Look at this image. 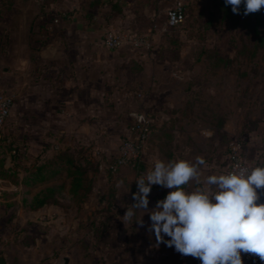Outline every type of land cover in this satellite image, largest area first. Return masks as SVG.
Returning a JSON list of instances; mask_svg holds the SVG:
<instances>
[{"label":"crops","instance_id":"0c3cea01","mask_svg":"<svg viewBox=\"0 0 264 264\" xmlns=\"http://www.w3.org/2000/svg\"><path fill=\"white\" fill-rule=\"evenodd\" d=\"M172 1L0 0V57H7L0 68V93L12 95L13 107L18 108L15 123L4 132L37 156L35 165L44 166L39 181L60 165L58 153L87 141L113 154L121 137L130 135L128 110H144L150 116L148 170L157 160L194 162L202 157L206 162L201 166L202 178L224 174L227 152L222 140L232 133L226 123L218 127L213 119L205 122L202 101L191 96L198 88L180 84L191 76L163 70L158 57H105L114 52L104 46L105 33L142 29L144 20L158 19ZM63 44L73 52L60 55ZM15 127L21 133H14ZM168 133L175 139L160 154L162 134ZM203 140L212 144L210 152H204ZM262 157L252 159L254 168L264 167ZM34 169H18L20 180L14 185L0 179L1 186L21 192L18 204L28 208L20 221L19 215L7 217V230L5 224L0 227V264H62L64 257L66 264H197L198 258L184 256L163 242L157 244L147 213L137 211L131 221L124 219L135 203L133 185L103 182L99 189L105 196L86 198L84 182L73 187L72 178L64 173L60 180L35 183ZM61 184L59 204L32 208L37 193ZM197 186L193 181L186 187ZM172 190L153 185L148 208L154 209ZM258 192L257 203H264V189ZM141 216L143 226L135 223ZM17 220L23 235L10 231Z\"/></svg>","mask_w":264,"mask_h":264},{"label":"rangeland","instance_id":"374dc122","mask_svg":"<svg viewBox=\"0 0 264 264\" xmlns=\"http://www.w3.org/2000/svg\"><path fill=\"white\" fill-rule=\"evenodd\" d=\"M176 1L178 0L172 1V6ZM180 1L185 5V18L178 26H169L166 13H162L158 19L151 16L144 20L142 29L129 31L148 33L151 36L149 49H139L125 43L111 50L114 52L107 53L105 57H158L163 70H171L173 75L187 73L191 77L180 84L198 88V93L191 96L194 101H202L205 122L210 124L213 119L218 127L223 123L229 125L232 135L222 140L226 152L232 143L238 141L247 163L254 168L252 162L257 160L254 157L261 154L264 160V7L256 12L257 19L253 13L244 15L243 4L239 6V13L234 14L232 6L225 5V0ZM46 46L43 45L42 48ZM60 51V55L73 52L66 44L61 45ZM3 60H7V57H0V68L4 64ZM178 97L175 95L174 99L178 100ZM131 111L133 110L126 111L128 118ZM30 116L31 120H35V115ZM17 117L18 108L13 107L4 127L0 128V172L6 157L10 158V151L4 141L10 133L6 134L4 129L11 123L14 124ZM13 131L21 133L19 127H15ZM151 131L152 126L150 134ZM162 136L158 145L160 154L169 150L171 141L175 139L169 133ZM120 140L114 153L110 155L94 142L83 143L90 163L89 167L86 166L88 170L83 182L92 188L86 198L105 196L99 189V184L103 182H121L134 187L137 186L135 180L147 173L151 149L146 147L152 141L150 136L135 162L118 165L114 172L110 171ZM202 144L204 152H210L213 148L207 140H203ZM94 147L98 148V155L93 152ZM8 163L10 160H7V168L10 167ZM19 173L20 170L15 174L6 172L7 177L12 180L11 184L20 180ZM9 187L0 185V227L5 224L6 230L7 217L19 215L20 221L21 216L25 215L23 212L28 209L27 206L18 204L21 192ZM18 220L10 231L14 235H23L24 228Z\"/></svg>","mask_w":264,"mask_h":264},{"label":"clouds","instance_id":"9594fccd","mask_svg":"<svg viewBox=\"0 0 264 264\" xmlns=\"http://www.w3.org/2000/svg\"><path fill=\"white\" fill-rule=\"evenodd\" d=\"M244 4V15L264 7V0H225L234 14ZM202 157L195 161L178 158L157 160L146 174L135 181L138 191L135 203L127 208L125 220L131 221L137 211L147 213L157 244L184 255L198 258L201 264H243L242 253H252L264 260V203L258 190L264 189V167L238 166L227 174L202 178ZM198 186L189 190L191 182ZM153 185L167 189L166 197L149 209ZM144 225L142 216L135 221ZM167 236L170 239L164 240Z\"/></svg>","mask_w":264,"mask_h":264},{"label":"built area","instance_id":"2783aa9c","mask_svg":"<svg viewBox=\"0 0 264 264\" xmlns=\"http://www.w3.org/2000/svg\"><path fill=\"white\" fill-rule=\"evenodd\" d=\"M185 5L178 0L166 12V21L169 26H178L184 21ZM103 43L107 49L115 50L122 44H128L139 49H149L151 46V36L148 33H135L123 31H108L103 36ZM139 98L141 93H137ZM14 104V97L7 93H0V128L4 127L7 118L10 115ZM130 118V135L120 140L118 153L114 160V164L110 165V171L114 172L118 165H124L135 162L140 155V152L145 147L148 137L150 136L151 119L148 113L143 110H133L129 113ZM97 155L98 148L93 149ZM238 166H246L252 168L246 161L242 151L241 144L238 141L232 143L227 149V167L224 174L232 171ZM138 191L136 186L135 192ZM246 264H259L258 259L252 253L244 255ZM197 264H201L198 259Z\"/></svg>","mask_w":264,"mask_h":264},{"label":"trees","instance_id":"16d2710c","mask_svg":"<svg viewBox=\"0 0 264 264\" xmlns=\"http://www.w3.org/2000/svg\"><path fill=\"white\" fill-rule=\"evenodd\" d=\"M243 4V3H242ZM244 5V4H243ZM253 15L258 19L257 13H253ZM130 124V121H129ZM130 126V125H128ZM129 128V127H128ZM5 144L10 151V162L11 166L8 168H3L2 172H0V179L5 180L7 182H12L10 177L6 175V172H11L12 174L17 173L18 169H26L32 170L35 167L33 173L34 180L33 182L38 183L42 181H55L60 180L62 174L67 173V177L72 178L73 187L79 186L85 180V173L87 172L89 165V159L86 156L87 150H85L84 146L77 145L71 149H67L63 152L58 153L57 159L60 161L59 166H55L50 172L49 175L40 176L42 178L40 181L38 180V176L43 171L44 166H36V156H34L31 152H29L26 148V145L23 144L22 141L15 139L12 135L8 134L5 137ZM82 160H84V164L82 165ZM29 161V162H28ZM31 162V163H30ZM87 166V167H86ZM3 167V166H2ZM10 180V181H9ZM38 181V182H37ZM34 183V184H35ZM64 184L59 186H52L46 189L41 190L34 196V203L32 208H37L44 204H59L61 199L63 198ZM91 187H87L82 191L83 195L89 193L91 191ZM136 186L132 187V194L136 193ZM75 192V191H74Z\"/></svg>","mask_w":264,"mask_h":264},{"label":"water","instance_id":"95a60500","mask_svg":"<svg viewBox=\"0 0 264 264\" xmlns=\"http://www.w3.org/2000/svg\"><path fill=\"white\" fill-rule=\"evenodd\" d=\"M67 261H68V260H67V258H66V257H64V258H62V259H61V263H62V264H66V263H67Z\"/></svg>","mask_w":264,"mask_h":264}]
</instances>
